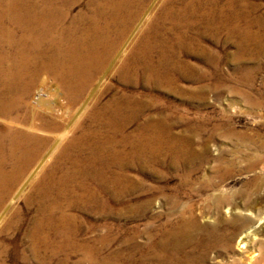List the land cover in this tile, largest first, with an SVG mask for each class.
<instances>
[{"label": "rangeland", "instance_id": "obj_1", "mask_svg": "<svg viewBox=\"0 0 264 264\" xmlns=\"http://www.w3.org/2000/svg\"><path fill=\"white\" fill-rule=\"evenodd\" d=\"M7 1L0 2V13H4L0 17V57L5 66L0 75L13 65L17 48L24 44L20 40L26 41L29 52V2L15 7L10 2L6 5ZM214 3L193 8L184 6L183 0H173L171 12L178 11L180 16L168 20L160 14L163 0L139 2L130 26L81 96L73 100L52 70H42L19 98V108L10 115L0 114L2 148H18L14 141L20 138L14 134L23 132L47 138L42 148L51 155V149L64 143L73 131L104 128L87 118L97 101L100 105L116 98L119 103L130 102L131 115L128 122L119 124L120 131L103 130L109 142L106 148L115 150L101 152L105 159L111 151L119 154L110 169L126 176L122 193L111 194L105 180L92 178L93 167L84 166L89 171L82 175L81 166L63 163L47 177L54 186L65 189L57 198L61 209L53 210L78 215L79 238L101 247L100 255L109 259L108 264H173L174 256L163 260L160 249L178 246L179 256L199 260L193 264H227L241 258L246 264L249 259L242 253L246 244L240 248L243 243L238 241L248 231L258 253L252 261L264 264V0ZM64 5L59 4L65 17L49 36L59 45L72 43V38L82 37L91 28L96 1ZM38 6L42 9L44 4ZM220 20L229 25L215 23ZM152 25L158 33L154 38L167 46L163 48L167 55L162 73L168 81L123 80L117 72L121 56L129 55ZM110 29L117 26L111 24ZM43 48L45 56L52 54L46 44ZM149 51L157 64L161 51ZM14 81L2 74L0 87ZM37 114L61 127L38 129ZM89 154V150L82 153ZM41 165L30 166L11 194L12 209L24 218L20 227L13 225L0 232L4 243L0 245V264H61L58 258L37 257L27 250L25 228H30L35 215L53 208V196L45 201L34 189L41 177H33ZM81 182L92 187L100 204L108 207L79 204ZM104 182L110 189L103 188ZM21 248L29 253V261ZM65 264L93 263L76 252Z\"/></svg>", "mask_w": 264, "mask_h": 264}, {"label": "bare ground", "instance_id": "obj_2", "mask_svg": "<svg viewBox=\"0 0 264 264\" xmlns=\"http://www.w3.org/2000/svg\"><path fill=\"white\" fill-rule=\"evenodd\" d=\"M3 1L4 0H0V2ZM69 1L73 3L78 0H9L5 2L6 5L10 2L9 6L15 7L29 2V30L25 29L29 31V52L26 51L28 49L26 41H24V39L20 40L24 42V44H22V47L17 48V53L13 58V65L8 67L9 71L2 73L5 74V78L7 76L8 79L11 80L13 78L16 81L4 87H0V114L10 115L19 108V98L26 93L29 84L37 79L42 70H52L67 86L73 100L81 96L83 91L91 85L93 78L99 72L105 58L115 48L122 34L130 26L132 19L137 14V5L143 0H95L96 7H92L93 9L90 17L93 24L91 28L87 29L82 37L72 38L74 39L72 43H66L65 45L61 43L60 46L59 44H55L52 40H49L50 34L52 32H57L50 30L52 28V30H55L65 17L64 14H66V12L62 10L59 4L61 3L62 6H65L64 4ZM163 1L165 4H163V10L160 13L163 17L171 20L180 16L178 11L174 12L173 10L174 13L171 12L173 5L170 3L173 2V0ZM215 1L216 0H183V3H185L184 6L191 5L193 8H198L207 3L215 4ZM232 1L233 0H231V3ZM39 2L44 4L42 9H39ZM91 2L92 0H90V3ZM182 13H184L183 10L181 16H183ZM3 16L4 13L1 12L0 17ZM14 18L17 20L20 17L16 15ZM226 20L216 21L215 23L221 25L224 24ZM185 22H188V20H184V24ZM40 23H42V26L39 28ZM111 24L116 25L117 29L111 30ZM225 24L229 25L227 23ZM232 24L230 26L233 28L237 26V24L235 26ZM149 28H151L152 31L149 29V32H145V35L135 44V46H137H134L135 48L131 53L127 56H121L119 65L117 66V72L123 80L133 81L143 78L154 84L162 83V81L166 79V75L163 76L162 68L165 66L163 60L167 55L163 48L167 46L154 38V35L158 34L156 33V28L152 29L153 25ZM90 29L91 33L88 32ZM67 35L68 34H64V37ZM44 44L52 49V54L45 56V53L42 51L44 50ZM151 48H156L162 53L161 60L157 64L152 60L151 53H149L151 52L149 51ZM135 55H137L138 58ZM3 68L5 69L3 57H0V72ZM2 74L0 75V79L2 78ZM167 78H169V76H167ZM131 106L130 102L119 103L118 98L102 105L97 101L96 105L87 114V118L90 119L93 124H102L104 128L97 129V127H88L84 128L81 133H75V131H73L71 136H69L64 143H60L57 148L51 149L53 150L51 155L50 153L44 154L45 148H42V146L47 141L45 137L16 132L14 137H19L20 139H16L14 145H18V148H13V146L10 148H2L3 143L0 136V232L6 227L9 228L13 225L19 226L22 224L20 222H22L24 216L16 214L17 212L12 209L14 202L12 205L10 204L13 199L12 192L14 187L22 179L23 174L27 173L29 167L40 162L42 167L39 169L40 171L38 170L35 177H33L34 180L39 176L41 177V180H39L37 184L34 183V189H36L37 192L36 195L39 198L41 197V199L44 198L45 201L47 198L53 196L54 201L50 202L53 208H50V210H43L35 215L34 222L30 228L29 225L25 228V239L28 244V248H26L28 252L30 251V253L37 257L52 256L58 258L61 264H65L73 253L80 252L85 255L87 262L89 261L93 264H108L109 259L106 256L100 255L102 251L101 247L93 245L90 240L84 237L83 239L79 238L82 229L79 227L80 224H77V221H79L78 215L53 210L55 208L61 209L60 202L57 201V198L62 192L65 193V189L59 188L58 185L54 186V183L47 180V177L52 175L53 170L63 163H69L71 166H81L78 170L82 175H87L89 171H85L86 167L84 166L93 167L94 169L96 168V173L92 175V178L96 177L98 180H105L112 188L111 194H116L119 191V193H122L124 187H122V190L121 185L123 180H126V176L124 177L121 171H111L114 167V161H117L119 154H114L115 152L113 153L111 151L110 158H103L104 155H102V153L115 150V148H106L109 142L108 139L104 137L105 133H103V130L109 132L117 128V130H119V124L122 123V125H124L128 122L132 110ZM136 109L138 108L136 107ZM36 118L39 122H35V126L40 130H47L50 128L59 129L61 127L59 123L49 120L43 114H37ZM78 127L82 128V123H80ZM105 135L107 136V134ZM108 137L113 139L111 134H108ZM61 138H63L62 135ZM88 150L90 154L88 156H83L82 153ZM124 153L126 154L127 152ZM106 182H104L105 185L102 186L104 189L106 188L108 190L110 188L107 186ZM84 183L86 182H81L80 185L83 191L78 196V203L81 205L84 204L83 206L87 207L88 202L90 206L97 204L101 209L108 207L107 205L100 204L99 196L94 194L92 187H86ZM54 189H56V192L53 191ZM52 192H55L56 195L52 194ZM26 200H29V196ZM251 238V232L248 231L241 234L238 241V244L240 242L243 243L239 246L240 248L243 247L244 243L246 244L244 249L242 248L243 256H247L249 259L246 264H255L252 258L253 255L258 254L255 252L257 248L253 249ZM100 240L101 243L104 241L103 239ZM1 244L4 243L0 242V245ZM20 250L23 258L29 261V253L24 248ZM160 250H162L161 252H164L165 255L163 260H168L167 258L170 259L174 256V260L171 259V263L173 264H177L176 261H180V264H193L199 262V260L194 261L190 256L185 258L182 254L179 256V246L174 250L168 251L166 248H161ZM241 259L238 262L231 261L227 264H245ZM246 259L244 258L243 260L246 261Z\"/></svg>", "mask_w": 264, "mask_h": 264}]
</instances>
